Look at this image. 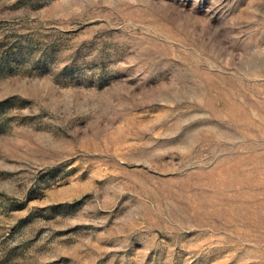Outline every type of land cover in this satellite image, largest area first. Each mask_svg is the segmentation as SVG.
<instances>
[{
    "label": "rangeland",
    "instance_id": "1",
    "mask_svg": "<svg viewBox=\"0 0 264 264\" xmlns=\"http://www.w3.org/2000/svg\"><path fill=\"white\" fill-rule=\"evenodd\" d=\"M0 264H264V0H0Z\"/></svg>",
    "mask_w": 264,
    "mask_h": 264
}]
</instances>
